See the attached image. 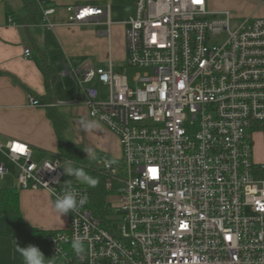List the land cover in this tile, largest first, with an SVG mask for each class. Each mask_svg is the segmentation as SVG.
I'll return each instance as SVG.
<instances>
[{"label":"built area","instance_id":"1","mask_svg":"<svg viewBox=\"0 0 264 264\" xmlns=\"http://www.w3.org/2000/svg\"><path fill=\"white\" fill-rule=\"evenodd\" d=\"M29 1L51 28L55 7ZM65 11L67 24L95 16L110 24L108 8ZM232 19L208 10L207 0H134L123 21L124 65L138 70L131 82L110 63L64 67L88 117L118 141V159L94 162L110 213L103 225L88 207L87 187L63 174L64 162L36 161L27 144L0 137V180L7 161L17 168L18 190L47 191L53 202L71 181L78 198L87 197L66 226L20 247L38 246L46 264H264V163L252 150V133L264 127V17L239 18L231 31ZM77 235L79 255L71 248ZM11 264H22L21 256Z\"/></svg>","mask_w":264,"mask_h":264},{"label":"crops","instance_id":"2","mask_svg":"<svg viewBox=\"0 0 264 264\" xmlns=\"http://www.w3.org/2000/svg\"><path fill=\"white\" fill-rule=\"evenodd\" d=\"M239 1L242 5V10H238L241 18L264 17V0ZM48 2L55 7V12L48 17L51 28L45 27L40 18L36 24L27 27L13 22L14 16H25L21 0H0V137L2 141L12 139L27 144L31 149L32 158L36 161L56 152V136L39 98L44 94L43 78L33 60L34 52L40 48L47 52L57 71V81L53 87L54 106L67 123L70 120V123L80 125L79 137L71 141L81 144L84 151L91 148L95 154L99 152L110 160H116L120 154L116 137L100 123L97 129L86 130L83 127V122L93 119L88 117L81 89L80 98L75 97L73 101L64 98L63 82L68 76L63 75V71L64 67L72 68L75 61L104 67L110 63L112 69L121 63L124 64V12L120 6L113 5L111 0ZM218 2L219 0H207L209 10L229 11L222 8ZM69 5L102 10L108 8L110 24L106 25L104 16L93 17V22L87 25L67 24L68 14L65 7ZM113 7L120 8L124 17L118 23L122 28V40L118 47L114 46L112 39ZM91 27L100 29H88ZM25 49H29V57L24 56ZM71 65L73 66L70 67ZM89 85L104 88L96 81ZM29 97L35 98L39 106H30ZM263 129L264 127L252 133L253 158L256 163H264L256 149L259 137H264ZM253 136L258 138L254 141ZM18 198L22 220L30 229L52 231L66 226L68 217H60L53 212L51 197L47 191L18 190ZM18 246L20 247V241L9 218L0 215V264L18 261Z\"/></svg>","mask_w":264,"mask_h":264},{"label":"trees","instance_id":"3","mask_svg":"<svg viewBox=\"0 0 264 264\" xmlns=\"http://www.w3.org/2000/svg\"><path fill=\"white\" fill-rule=\"evenodd\" d=\"M22 7L25 11L24 17L14 16L15 23L25 27L34 25L39 20V10L37 6L29 0H21ZM113 5H118L122 8L125 17L132 15L134 12V0H111ZM33 60L43 78L44 94L40 96L42 106L45 109V114L50 121L55 136H56V152L45 155L48 159H59L64 162V169L68 167H82L86 172L95 177L98 183L95 186H88V207L95 217L105 225L103 221L109 215V209L105 207L106 192L103 187L104 177L99 174L95 167L96 159H108L106 155L96 153V159L86 157V153L79 143H74L65 136L67 122L54 106L55 98L53 95V87L57 81V71L51 62L47 52L37 48L33 55ZM69 180H74V177L65 175ZM18 189L15 188H0V215L7 216L18 235L21 244L28 242H38L45 238L49 231H37L30 229L22 220L19 201Z\"/></svg>","mask_w":264,"mask_h":264},{"label":"rangeland","instance_id":"4","mask_svg":"<svg viewBox=\"0 0 264 264\" xmlns=\"http://www.w3.org/2000/svg\"><path fill=\"white\" fill-rule=\"evenodd\" d=\"M222 8L224 9H228L230 11V13L232 14V16L235 19H232L230 21V25H229V29L231 31H233L236 26L239 24L240 22V15H239V11L238 10H242V5L241 2L239 0H219L218 2ZM207 9L209 10L208 6ZM124 19L120 8L118 7H113L111 8V20L114 23L112 29H113V33H112V39H113V43L115 47L119 46L120 40H122V28L120 25H118V23L120 21H122ZM91 30H97L100 29L99 27H91L88 28ZM225 38V34H222L221 36L216 37L215 40H221L223 41V39ZM124 45V43H123ZM94 63V61H91ZM82 65V63L80 64L79 61H75L74 66L71 65L70 67H72L73 69H77L78 67H80ZM114 72L119 73L121 75H126L128 80L131 82V78L134 76L135 73H138V70L135 69H131V68H127L123 63H121L118 66L114 67ZM96 89L99 90V94L100 97L102 99H106L107 98V93L105 88H101L99 85H94ZM63 93H64V98H67L68 101L69 100H75V97L80 98V91L79 88L75 85L74 80L71 77H65L64 78V82H63ZM68 125L66 126V129L64 131L66 138L70 139V140H77V138L80 135V125H75L73 123H70V120L67 123ZM262 133L264 134V129L262 131ZM264 136V135H263ZM256 137L258 138V136H253V140H256ZM257 152L260 154V156H262V160L264 161V137L261 138L259 137V141H258V145H257ZM258 155V154H257ZM5 165L7 166V168L9 169V174L4 177L2 180H0V188H16L17 187V168L10 164L9 162H5ZM73 182V180H72ZM113 230L114 232L118 231L117 230V226L114 225L113 226ZM117 233V232H116Z\"/></svg>","mask_w":264,"mask_h":264},{"label":"clouds","instance_id":"5","mask_svg":"<svg viewBox=\"0 0 264 264\" xmlns=\"http://www.w3.org/2000/svg\"><path fill=\"white\" fill-rule=\"evenodd\" d=\"M83 127L86 130L97 129L100 124L97 120H87L83 122ZM86 157L96 159L94 150L88 148L85 150ZM63 174L69 177H74L75 180L88 186H95L98 181L95 177L90 175L82 167H68L63 170ZM78 193L71 186V181L67 182V186L63 194L58 196L52 202L53 212L60 217L67 216L70 213L78 212L80 207L87 203V197L82 196L78 198ZM83 239L77 235L71 242V248L74 253L79 255L83 252ZM18 252L22 259V264H46V259L40 248L33 244H28L25 247L18 246Z\"/></svg>","mask_w":264,"mask_h":264}]
</instances>
